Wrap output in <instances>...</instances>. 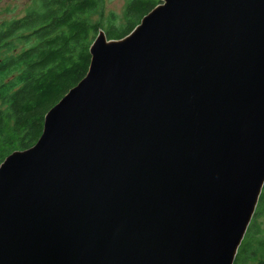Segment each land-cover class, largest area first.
Returning <instances> with one entry per match:
<instances>
[{
  "label": "water",
  "instance_id": "1",
  "mask_svg": "<svg viewBox=\"0 0 264 264\" xmlns=\"http://www.w3.org/2000/svg\"><path fill=\"white\" fill-rule=\"evenodd\" d=\"M0 162V264H232L264 184V0H160Z\"/></svg>",
  "mask_w": 264,
  "mask_h": 264
},
{
  "label": "trees",
  "instance_id": "2",
  "mask_svg": "<svg viewBox=\"0 0 264 264\" xmlns=\"http://www.w3.org/2000/svg\"><path fill=\"white\" fill-rule=\"evenodd\" d=\"M159 2L128 0L120 24H102L90 19L99 0H34L23 16L0 23V162L37 140L45 112L85 75L97 31L119 39ZM258 216L264 217V184L232 264L264 251Z\"/></svg>",
  "mask_w": 264,
  "mask_h": 264
},
{
  "label": "rangeland",
  "instance_id": "3",
  "mask_svg": "<svg viewBox=\"0 0 264 264\" xmlns=\"http://www.w3.org/2000/svg\"><path fill=\"white\" fill-rule=\"evenodd\" d=\"M34 0H0V23L13 18L23 16L26 9L31 6ZM128 0H99L100 12L90 15L92 21H100L105 24L108 20L120 24L125 4ZM22 44L17 45V48ZM259 227L264 230V217H256ZM262 233V232H261ZM256 255L248 259V264H255L260 258H264V251H257Z\"/></svg>",
  "mask_w": 264,
  "mask_h": 264
}]
</instances>
